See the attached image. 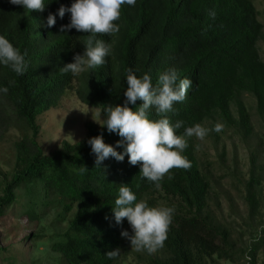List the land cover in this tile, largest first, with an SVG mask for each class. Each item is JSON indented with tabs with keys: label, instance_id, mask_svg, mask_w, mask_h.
<instances>
[{
	"label": "trees",
	"instance_id": "1",
	"mask_svg": "<svg viewBox=\"0 0 264 264\" xmlns=\"http://www.w3.org/2000/svg\"><path fill=\"white\" fill-rule=\"evenodd\" d=\"M49 2L45 0L43 12L28 13L0 0V36L26 53L28 63L20 76L0 66V87L8 88L0 94V144L12 130L18 132L9 155L14 164L1 189L0 223L17 218L40 224L52 216L53 224L64 223V228L32 231L6 246L0 242V264H113L104 254L116 248L120 254L115 264H239L243 258L264 264V221L245 241L234 220L222 216L219 191L195 137L186 138L182 153L190 167L171 169L172 178L165 176L159 189L139 175V164L130 165L127 156L119 162L109 157L96 167L86 141L101 133L106 144L115 145L121 138L93 122L87 124L84 139L65 142L50 154L38 141L39 118L63 97L73 94L82 104L103 110L123 103L129 71L147 72L155 84L169 69L192 81L185 100L173 105L175 114L167 113L170 122H183L178 134L194 124L219 123L248 139L253 125L247 98L264 121L259 48L264 25L255 0H136L134 7H121L115 35L96 36L110 45L105 63L75 77L59 69L83 52L88 34L60 31L69 22L68 13L57 17L51 28L44 27L47 15L71 0ZM208 10L215 11V18ZM140 103L129 107L135 110ZM149 118L161 117L150 109ZM260 171L251 153L246 178H236L250 220L261 208ZM122 183L137 200L174 209L163 246L151 254L134 252L130 260L129 241L120 236L130 227L126 219L117 226L112 214Z\"/></svg>",
	"mask_w": 264,
	"mask_h": 264
},
{
	"label": "clouds",
	"instance_id": "2",
	"mask_svg": "<svg viewBox=\"0 0 264 264\" xmlns=\"http://www.w3.org/2000/svg\"><path fill=\"white\" fill-rule=\"evenodd\" d=\"M12 5L20 6L25 12H43L45 0H8ZM51 2V0H50ZM49 2V3H50ZM136 0H71L69 6L61 4L55 14L49 13L44 27L51 28L57 17L63 19L69 14V22L60 26L61 32L75 29L88 34L83 43V52L75 54L70 63L64 64L59 70L77 76L86 70H94L105 63V57L111 55L110 45L96 39L97 34L115 35L119 31L120 9L122 6L134 7ZM208 16L215 18V11L208 10ZM26 53L13 46L7 38L0 36V66L8 67L16 76L23 75L28 63ZM126 88L123 91V103L106 105L101 122H96L114 133L121 139L115 145L106 144L103 134L90 137L86 143L94 155L96 167L109 157L123 161L127 156L130 165L139 164V175L150 182L154 188H160V181L167 176L172 178L171 169H188L190 164L182 155L187 148L186 138L195 137L203 140L209 129L199 124L184 127L183 133L177 130L182 127V121L170 122L167 113L175 114L173 107L185 100L187 91L192 87L188 78H179L175 69L161 72L155 84L150 74L144 72L137 75L129 71L125 78ZM7 87H0V94H7ZM142 103L133 110L129 105ZM153 109L161 118L150 119L149 110ZM222 126L214 124L211 131L219 133ZM122 148V151H117ZM101 168V167H100ZM174 209L167 206H149L144 200H137L126 184H120L118 195L114 200L112 214L117 226L126 219L131 229L121 230L120 236L129 241L131 250L144 251L148 254L163 246L167 238ZM107 219V217H106ZM120 249L107 251L105 257L115 264Z\"/></svg>",
	"mask_w": 264,
	"mask_h": 264
},
{
	"label": "rangeland",
	"instance_id": "3",
	"mask_svg": "<svg viewBox=\"0 0 264 264\" xmlns=\"http://www.w3.org/2000/svg\"><path fill=\"white\" fill-rule=\"evenodd\" d=\"M255 4L264 25V0H255ZM259 48L264 59V30ZM246 101L252 115L253 125V132L248 139H245L236 129L222 125L219 133L211 131V125L206 123L202 127L209 129L208 134L203 140L196 139V141L198 154L205 164L209 163L215 180V189L219 191L222 203L220 213L226 219L234 220L236 229L239 230L245 241H249L252 235H255L259 230V224L264 221V121L256 115L252 99L247 98ZM102 119L101 109L82 104L73 94L67 95L62 98L59 106L51 108L39 118L38 141L44 152L50 154L62 149L65 142L75 143L84 139L87 133V124L90 122L98 124L97 122H101ZM17 135V130H12L11 136L6 137L0 144V195H2V185L8 179L9 171L14 164L9 155ZM251 153L257 156L259 167L262 169L260 171L262 174V200L259 214L250 220L243 193L236 187V178H240L242 181L246 178ZM11 211L12 207L9 212ZM53 223L52 216L40 224L27 223L17 218L3 221L0 223V242L6 246L22 240L26 234L32 231L64 228V223ZM129 234H131V229ZM134 252L136 251L131 250L128 242V260L132 259ZM27 257L29 258L30 254ZM257 260L259 261V259ZM239 264L250 263L248 258H243Z\"/></svg>",
	"mask_w": 264,
	"mask_h": 264
}]
</instances>
